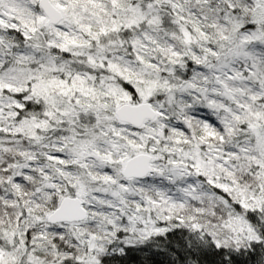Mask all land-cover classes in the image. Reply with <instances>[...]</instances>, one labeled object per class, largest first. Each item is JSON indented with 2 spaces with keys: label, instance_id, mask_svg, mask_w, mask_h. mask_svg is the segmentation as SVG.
Here are the masks:
<instances>
[{
  "label": "snow or ice",
  "instance_id": "1",
  "mask_svg": "<svg viewBox=\"0 0 264 264\" xmlns=\"http://www.w3.org/2000/svg\"><path fill=\"white\" fill-rule=\"evenodd\" d=\"M0 264H264V0H0Z\"/></svg>",
  "mask_w": 264,
  "mask_h": 264
}]
</instances>
